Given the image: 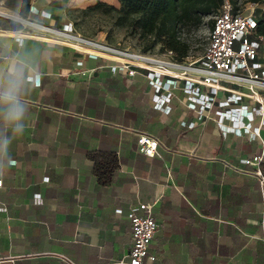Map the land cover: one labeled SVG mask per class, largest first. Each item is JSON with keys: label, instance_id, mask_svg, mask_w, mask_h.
<instances>
[{"label": "crops", "instance_id": "1", "mask_svg": "<svg viewBox=\"0 0 264 264\" xmlns=\"http://www.w3.org/2000/svg\"><path fill=\"white\" fill-rule=\"evenodd\" d=\"M30 1L46 24L66 18V0ZM15 31L0 27V91L18 88L28 114L0 163V264L126 262L140 203L158 224L147 264H264V126L254 140L215 111L199 118L181 89L160 111L143 72ZM139 133L159 139V156L138 151ZM93 151L118 156L108 186Z\"/></svg>", "mask_w": 264, "mask_h": 264}, {"label": "built area", "instance_id": "2", "mask_svg": "<svg viewBox=\"0 0 264 264\" xmlns=\"http://www.w3.org/2000/svg\"><path fill=\"white\" fill-rule=\"evenodd\" d=\"M30 17L15 19L21 28L14 33L18 42L27 37L48 43L65 45L90 59H106L112 62V71L134 76L143 72L153 90L157 109L169 112V104L175 89H181L187 99V107L199 114L212 112L214 107L219 123L232 122V130L247 134L251 139L261 138L264 126V55L262 38L256 39L258 20L253 12H234L226 1L214 18L209 43L201 58L194 62H178L171 52L143 53L111 45L90 38L77 31L72 22L60 25L46 24L39 17L50 19L45 11L32 6ZM264 53V52H263ZM82 63L80 62L79 65ZM260 120L257 122V117ZM185 125V123H182ZM189 128L193 124L188 125ZM138 151L147 157L159 156L160 141L148 133H139ZM262 156L248 163L259 165ZM260 190L264 194V172L257 171ZM0 179V188L2 187ZM121 212V211H118ZM132 248L128 261L119 264H147L155 257L150 254L158 224L153 216V206L140 203L129 209Z\"/></svg>", "mask_w": 264, "mask_h": 264}, {"label": "trees", "instance_id": "3", "mask_svg": "<svg viewBox=\"0 0 264 264\" xmlns=\"http://www.w3.org/2000/svg\"><path fill=\"white\" fill-rule=\"evenodd\" d=\"M120 7L97 1L89 6L86 12L101 13L111 16L115 24L136 33L143 43L141 52L156 53L154 49L160 46L161 52H171L178 62L189 58V40L182 36V31L189 28H201L206 19L215 18L226 1H229L234 12H242L230 0H117ZM254 4L264 6V0H250ZM4 6L23 12V7L30 8V0H0ZM256 39L262 38L264 52V10L259 16ZM213 27L214 19L207 22ZM20 29V24L9 25ZM77 29V28H76ZM258 37V38H257ZM259 40V39H258ZM216 110L214 107L213 111ZM88 158L94 163L93 173L101 186H108L119 168L118 156L114 152L93 151Z\"/></svg>", "mask_w": 264, "mask_h": 264}, {"label": "rangeland", "instance_id": "4", "mask_svg": "<svg viewBox=\"0 0 264 264\" xmlns=\"http://www.w3.org/2000/svg\"><path fill=\"white\" fill-rule=\"evenodd\" d=\"M97 1H103L110 5H114L119 8L120 4L117 0H66L65 13L66 18L61 23L72 22L77 28V31L82 35L90 38L99 39L105 41L111 45H116L121 48L141 51L143 43L139 39L138 35L126 28H122L115 24V20L111 16H106L101 13L94 14L92 12H86V9L95 4ZM237 7L242 9L243 13L253 12L255 16H259L263 13L264 6L261 4H254L250 0H230ZM30 8L23 7V12H18L16 9H11L0 3V12L11 13L18 18L26 19L30 17ZM210 19L205 20V24L201 28H189L182 31V36L189 40L190 54L189 58L186 60L188 63L194 62L202 57L208 43L209 35L211 32V27L207 25ZM20 24L15 19H10L9 17H3L0 15V27H10L9 25ZM154 51L159 54L161 52L160 46H157ZM262 56L264 55L262 51Z\"/></svg>", "mask_w": 264, "mask_h": 264}, {"label": "clouds", "instance_id": "5", "mask_svg": "<svg viewBox=\"0 0 264 264\" xmlns=\"http://www.w3.org/2000/svg\"><path fill=\"white\" fill-rule=\"evenodd\" d=\"M27 114L18 88L0 91V163L8 159L13 139L23 134Z\"/></svg>", "mask_w": 264, "mask_h": 264}, {"label": "bare ground", "instance_id": "6", "mask_svg": "<svg viewBox=\"0 0 264 264\" xmlns=\"http://www.w3.org/2000/svg\"><path fill=\"white\" fill-rule=\"evenodd\" d=\"M0 15L3 16V17H9V18H12V19H17V16L12 15L11 13L9 14V12H8V14L4 13V12H0Z\"/></svg>", "mask_w": 264, "mask_h": 264}, {"label": "water", "instance_id": "7", "mask_svg": "<svg viewBox=\"0 0 264 264\" xmlns=\"http://www.w3.org/2000/svg\"><path fill=\"white\" fill-rule=\"evenodd\" d=\"M11 19V18H10Z\"/></svg>", "mask_w": 264, "mask_h": 264}]
</instances>
